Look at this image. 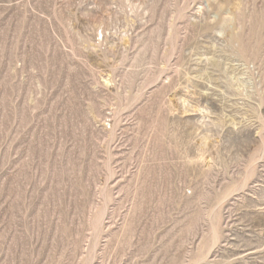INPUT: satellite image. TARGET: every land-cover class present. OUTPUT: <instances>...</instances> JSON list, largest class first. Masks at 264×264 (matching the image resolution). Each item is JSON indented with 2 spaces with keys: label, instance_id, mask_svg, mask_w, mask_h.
I'll list each match as a JSON object with an SVG mask.
<instances>
[{
  "label": "rangeland",
  "instance_id": "1",
  "mask_svg": "<svg viewBox=\"0 0 264 264\" xmlns=\"http://www.w3.org/2000/svg\"><path fill=\"white\" fill-rule=\"evenodd\" d=\"M0 264H264V0H0Z\"/></svg>",
  "mask_w": 264,
  "mask_h": 264
}]
</instances>
